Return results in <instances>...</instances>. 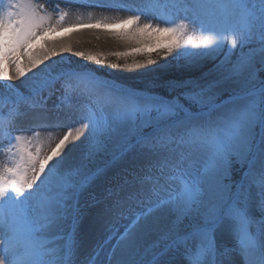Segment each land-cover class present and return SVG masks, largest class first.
Here are the masks:
<instances>
[{
    "label": "snow or ice",
    "instance_id": "6c2138e0",
    "mask_svg": "<svg viewBox=\"0 0 264 264\" xmlns=\"http://www.w3.org/2000/svg\"><path fill=\"white\" fill-rule=\"evenodd\" d=\"M80 6L131 14L68 21L52 0H0V264H96L95 249L80 259L81 198L114 165L123 167L103 214L127 212L129 222L109 237L106 264H264V0ZM99 27L140 44L107 55L156 52L164 63L149 55L111 64L48 39ZM204 59L218 62L169 81L168 96L92 66L197 68ZM27 118L30 127L16 130Z\"/></svg>",
    "mask_w": 264,
    "mask_h": 264
},
{
    "label": "bare ground",
    "instance_id": "6f19581e",
    "mask_svg": "<svg viewBox=\"0 0 264 264\" xmlns=\"http://www.w3.org/2000/svg\"><path fill=\"white\" fill-rule=\"evenodd\" d=\"M48 3V0H46ZM53 3H58L59 5L64 4L67 7V11L80 10L85 12L87 7H81V4L87 3H107L109 0H52ZM127 15L131 13L125 11ZM143 18V17H142ZM145 22V18L141 19V22ZM72 35L76 38V35L79 37L81 42L83 41V45L78 47L80 49H84L89 41L94 43L96 41H102V49H106L108 47H115L118 44V48L125 46L129 48H136L139 46L136 39H124L121 36H117L113 34L112 30L105 29L103 27L99 28H84L79 31L73 29L71 31ZM64 32H57L50 34L49 40L53 38H65ZM69 39H73L72 37H68ZM43 43V42H42ZM116 43V44H115ZM80 45V44H78ZM122 50V49H121ZM121 76L126 78L127 80H132L134 82H140L146 80L151 76V71L149 68H140V69H127L124 68L121 71ZM56 98H52L49 100V105L55 102ZM32 121L30 118L23 119L18 122L17 126L20 129H28L31 125ZM65 130L64 128L59 129ZM62 133V132H61ZM2 139V138H0ZM79 148H74L71 153H69L68 160L71 161L73 156L78 155ZM5 159V155L2 150H0V161ZM107 163V162H106ZM105 163V164H106ZM105 164L101 166L105 167ZM122 165H114L112 167H108L106 169V173L104 176H101L96 182L89 187L92 190V195L100 203L93 204L92 200L89 202H84L83 198H81V205L83 206V217L81 219L79 225L78 239L81 241V249H80V259L82 260L86 255H88L93 249L99 251V258L96 260V264H106L105 262V252L107 251V241L109 237L112 235V232L109 228L111 222L115 219L121 218L119 216H106L103 214V209L107 201H104L105 191H103L102 186L103 183L108 177L116 176L121 170ZM123 219L126 223L129 222L128 213L125 212ZM229 238L224 236L221 238V241H227Z\"/></svg>",
    "mask_w": 264,
    "mask_h": 264
},
{
    "label": "rangeland",
    "instance_id": "374dc122",
    "mask_svg": "<svg viewBox=\"0 0 264 264\" xmlns=\"http://www.w3.org/2000/svg\"><path fill=\"white\" fill-rule=\"evenodd\" d=\"M36 2L39 3H46V0H36ZM60 8L63 10L67 11V7L64 4L60 5ZM87 10L85 12L80 11V10H74V11H68L69 16H68V21H73L76 18L77 13L82 14L84 16H87L89 13L91 14L93 19H100L103 17H108L110 21H114L116 18H124L127 16L125 11L118 10V9H106V8H98V7H87ZM49 11H51V6H49ZM54 19L57 16L56 13L53 14ZM144 19V18H142ZM156 21H153L155 23ZM141 23H144L141 22ZM72 31V30H71ZM64 33L66 36L64 38V41L71 40L72 41V46L74 51H84V52H93V53H104L105 56L102 57L106 59L108 62L111 64H131L133 61H143L145 60L149 55H151L154 59H158L157 53L156 52H142V53H132L131 55L123 58H117L115 56H109L107 55L108 53H113V52H125L129 51L132 48H129L128 46L124 48H118V44H116L115 47H108L106 49H102V41H96L94 43H87L86 47H83L84 49H80L78 47L83 45V41L79 39V37L76 35V38L72 35V33ZM198 35V33H197ZM68 37H72L73 39H69ZM80 44V45H78ZM140 47V44H138ZM136 47V48H137ZM122 49V50H121ZM65 57H68L70 54L64 53L63 54ZM53 59L58 60L59 57H53ZM219 59V58H218ZM71 60L73 63L80 62V63H85L84 61L81 60V58H77L72 56ZM218 62V60H212V59H204L201 61L200 65L197 68H187L184 66V62H175L173 61L171 64L167 65L166 67L163 68H157L156 65H149L146 68L151 69V76L147 78L146 80L140 81V82H134L132 80H127L123 76H121V71L124 68H108L107 66H100V65H95L93 64L92 66L94 68H102V70L99 72V75L104 76L109 79H116L118 81H121L129 86L135 87L137 89H151L153 92L158 93V90H165L169 92V89L166 87L169 81H180V80H191V79H196L198 78L202 73L207 72L210 68H212L213 64ZM158 63L163 64V61H160L158 59ZM180 91V90H177ZM175 93V92H172ZM160 94V93H159ZM162 95V94H161ZM165 96V95H164ZM55 98V96L53 97ZM16 130H21L18 126ZM66 130V129H65ZM64 130H61L63 132ZM27 134V133H25ZM108 158H98L96 161V166L102 168L103 164L107 162ZM113 177L115 176H110L108 179H106L103 183L102 189L105 191L106 188L111 187L112 182H113ZM92 190L87 189L85 194L82 196L83 201L89 202L92 200ZM126 221L123 218H118L115 219L111 222V225L109 226L111 232H115L117 229L122 230L123 227L126 225ZM227 243V241H222Z\"/></svg>",
    "mask_w": 264,
    "mask_h": 264
},
{
    "label": "trees",
    "instance_id": "16d2710c",
    "mask_svg": "<svg viewBox=\"0 0 264 264\" xmlns=\"http://www.w3.org/2000/svg\"><path fill=\"white\" fill-rule=\"evenodd\" d=\"M158 93L162 94V95H165V96H168L169 95V92L165 91V90H158L157 91ZM177 93H171V95H176Z\"/></svg>",
    "mask_w": 264,
    "mask_h": 264
}]
</instances>
